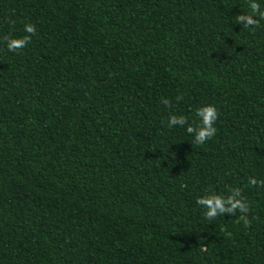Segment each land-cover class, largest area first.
I'll return each instance as SVG.
<instances>
[{"label": "trees", "instance_id": "trees-1", "mask_svg": "<svg viewBox=\"0 0 264 264\" xmlns=\"http://www.w3.org/2000/svg\"><path fill=\"white\" fill-rule=\"evenodd\" d=\"M249 4L0 0V264H264V186L248 183L264 180V18L238 21ZM25 23L36 34L8 51ZM206 103L205 144L168 127L198 125ZM232 188L249 211L207 220L196 199Z\"/></svg>", "mask_w": 264, "mask_h": 264}, {"label": "clouds", "instance_id": "clouds-1", "mask_svg": "<svg viewBox=\"0 0 264 264\" xmlns=\"http://www.w3.org/2000/svg\"><path fill=\"white\" fill-rule=\"evenodd\" d=\"M249 7L251 9L249 15H238L236 19L242 21L246 26H254L258 21L253 16L259 15L264 18V9L260 8L258 0H250ZM9 23L14 24V21H10ZM23 32L24 35L21 37H4V43L8 51L16 52L17 50L24 49L31 42L32 36L36 34V26L31 23H25L23 25ZM182 99V96L176 97L177 102ZM162 103L165 106H171L170 100L167 98H163ZM195 116L199 120V124L196 126L189 123L187 116L175 114H170L167 125L170 129L184 128L187 134L194 137V142L197 145H203L216 134L215 123L218 119V111L214 105L206 103L196 109ZM248 183L257 187L264 186V180L258 181L255 177H249ZM196 203L205 210V218L209 221L214 220L218 216H223L225 213L236 214L237 211L240 213H247L249 211V204L246 198L242 196L239 188L230 189V194L226 196L217 193L200 196L196 199ZM245 223H247L246 219Z\"/></svg>", "mask_w": 264, "mask_h": 264}]
</instances>
